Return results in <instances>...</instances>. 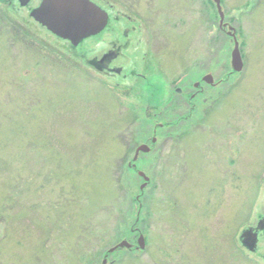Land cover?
Here are the masks:
<instances>
[{
    "label": "rangeland",
    "instance_id": "374dc122",
    "mask_svg": "<svg viewBox=\"0 0 264 264\" xmlns=\"http://www.w3.org/2000/svg\"><path fill=\"white\" fill-rule=\"evenodd\" d=\"M93 1L73 46L0 0V264H264V0Z\"/></svg>",
    "mask_w": 264,
    "mask_h": 264
},
{
    "label": "water",
    "instance_id": "95a60500",
    "mask_svg": "<svg viewBox=\"0 0 264 264\" xmlns=\"http://www.w3.org/2000/svg\"><path fill=\"white\" fill-rule=\"evenodd\" d=\"M31 0H20L21 5L26 6ZM221 18L220 25L224 24V13L221 7V0H214ZM37 8L31 12V16L38 21L42 26H45L56 36H60L68 41H71L73 46H79L82 41L90 38L93 35H97L102 32L105 27L108 26L109 14L95 2L91 0H42ZM99 17V20H97ZM228 34L235 38V46L232 52V66L236 72H242L244 68V59L239 45V41L236 38L235 29L230 27ZM204 81L213 83V75L208 74L204 77ZM199 84H197L198 86ZM150 151L147 145H140L137 149L134 160H137L140 152ZM140 176H143L145 182L141 188L149 182L147 175L140 171ZM253 230H247L244 234V243L249 249H253L256 245V241L253 240L255 236L252 233ZM138 244L142 250L146 248L145 235L140 236ZM133 249L132 244L128 240H122L119 244L112 247L109 253L123 249ZM108 258L104 260V264H107Z\"/></svg>",
    "mask_w": 264,
    "mask_h": 264
},
{
    "label": "flooded vegetation",
    "instance_id": "af4514ba",
    "mask_svg": "<svg viewBox=\"0 0 264 264\" xmlns=\"http://www.w3.org/2000/svg\"><path fill=\"white\" fill-rule=\"evenodd\" d=\"M12 2H14L15 0H11ZM20 2V0H18ZM33 1V0H31ZM42 0H40L41 2ZM28 6V5H27ZM24 7V6H23ZM26 8V6H25ZM34 8L31 9V11L33 10ZM105 9V8H104ZM106 12L109 13V20H108V23L109 25L111 24V13L105 9ZM108 25V26H109ZM118 52L114 50V52H110V53H107V54H104L103 58L99 60V63L98 65L101 67V69L104 71H107V72H110V73H113L114 71H116L117 73H121L122 72V68H116V67H112V63L114 62V59L116 58V56H118L117 54ZM113 61V62H112ZM183 84V83H182ZM184 87H179L176 94L179 95V97L181 98H187L189 95H193L194 93L192 91H186V84H183ZM215 85V84H214ZM191 86H188V89H190ZM194 87H196V83H194ZM202 86L199 85V89H201ZM193 93V94H192ZM196 94H194L193 96H195ZM252 235L255 236L253 238L254 241H256V245H254V248L253 249H250V251H255L256 249H258V245L260 243V236L262 233H264V217L260 220V222L258 223L257 227H253L252 228ZM264 258V256H263Z\"/></svg>",
    "mask_w": 264,
    "mask_h": 264
},
{
    "label": "snow or ice",
    "instance_id": "6c2138e0",
    "mask_svg": "<svg viewBox=\"0 0 264 264\" xmlns=\"http://www.w3.org/2000/svg\"><path fill=\"white\" fill-rule=\"evenodd\" d=\"M97 20H99V17H97Z\"/></svg>",
    "mask_w": 264,
    "mask_h": 264
}]
</instances>
